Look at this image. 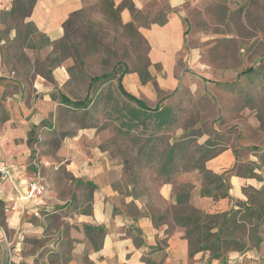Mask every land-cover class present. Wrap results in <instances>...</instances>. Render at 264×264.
Wrapping results in <instances>:
<instances>
[{
  "label": "crops",
  "instance_id": "1",
  "mask_svg": "<svg viewBox=\"0 0 264 264\" xmlns=\"http://www.w3.org/2000/svg\"><path fill=\"white\" fill-rule=\"evenodd\" d=\"M90 1L34 0L28 6L21 0H0V167L12 166V180L0 191V264H264V239L243 251L223 249L217 257L208 250L190 254L185 227L171 213L179 205L183 186L188 190L189 205L210 214L237 208L239 202L256 201L258 191L264 192V145L253 151L251 137L240 123L229 124L235 133L218 124L224 100L231 101L232 95L228 99L211 95L209 82L192 81L199 53L186 40L181 11L184 0H128L129 6L122 5L126 0H114L121 6L122 23L132 22L146 45V67L124 73V88L150 106H173L181 101L184 114L189 103H194L199 125L208 126L196 138L193 162H179L186 160L171 155L155 199L146 193L132 195L130 187L122 189L123 162L109 159L97 147L94 155H86L77 148L78 140L60 141V148L68 147V160L44 165L41 161L47 158L37 145L33 147L36 141L27 145L31 125L56 118L57 99L51 91L53 85L42 75L25 79V66H15L16 56H28L32 51L40 55L52 48L64 35V21ZM242 2L250 8L252 19L247 16L246 21L257 24L256 36L264 48V0ZM26 23L35 29L29 35H24ZM41 36L49 41L44 47ZM257 58L261 78L264 49ZM35 59L42 60L33 56ZM52 73L57 78L54 69ZM262 81L258 87L264 85ZM170 112L174 118L179 116L176 105ZM190 128L177 127L173 131L177 139L173 142L172 137L169 146L183 145L182 135ZM43 144V149L49 146L48 141ZM204 171L221 178L225 186L220 190L229 197L214 199L202 194V189L214 186ZM32 181L41 182L45 191L27 198Z\"/></svg>",
  "mask_w": 264,
  "mask_h": 264
},
{
  "label": "rangeland",
  "instance_id": "2",
  "mask_svg": "<svg viewBox=\"0 0 264 264\" xmlns=\"http://www.w3.org/2000/svg\"><path fill=\"white\" fill-rule=\"evenodd\" d=\"M122 5L130 4L126 0ZM115 6L114 0H91L73 26L78 28L81 36L69 35L62 41L58 40L40 55L32 51L33 54L28 56H16L18 62L15 66H25L22 72L25 79L42 75L53 85L51 91L57 99L56 118L50 116L42 119L38 126L31 125L27 134L31 142L26 143L31 145L32 140L36 141L33 147L37 145L47 158L41 162H66L70 152L67 146L60 148V141L70 138L78 140L77 148L81 147L86 155H94L96 151L93 148L97 147V151H103L109 159L127 162V165L124 163L126 172H123L122 189L129 190L130 187L132 195L146 193L155 199L157 188L164 179L160 169L166 162L171 138L173 142L177 139L173 131L177 127H191L182 135L183 145H172L174 152L171 155L173 158L178 154L186 160L179 162H193L198 148L196 138L208 126L207 123L199 125L194 103H189L191 107L184 114L182 105L185 104L181 101L175 104L179 116L173 117V122L163 128L153 123L151 113L147 115L148 121L145 119L147 123L144 121L136 125L134 120L129 123L134 105L119 90L118 78L125 68L128 71L144 70L147 64L146 45L133 24L127 26L122 23L120 6H117L118 9ZM249 10L242 0H184L181 5L187 43L199 53L192 81L200 84L209 82L211 95L225 98L232 95L231 101L224 100L225 107L220 109L222 117H219L218 124L222 130L235 133L229 124L240 123L251 137L254 151L264 145V85L257 86L262 84L264 77H258L261 73L256 66L258 54L264 48L260 47L262 40L256 36L257 24L253 20L246 21L247 16L252 19ZM84 34L90 38L81 39ZM43 43L40 39V45ZM33 56L42 60H33ZM252 65L254 71H244ZM103 73L108 75L88 91L90 77ZM226 89L232 92H225ZM199 103L204 107L203 101ZM169 105L164 104L170 111L173 110L175 105ZM205 106L211 115L214 114L211 106ZM47 141L49 146L41 148ZM84 145H89L92 151ZM184 190L186 186L181 187L179 192ZM240 222H245V225L235 226L232 235L245 245L252 246L257 235L264 239V225L254 219Z\"/></svg>",
  "mask_w": 264,
  "mask_h": 264
},
{
  "label": "trees",
  "instance_id": "3",
  "mask_svg": "<svg viewBox=\"0 0 264 264\" xmlns=\"http://www.w3.org/2000/svg\"><path fill=\"white\" fill-rule=\"evenodd\" d=\"M21 1L24 2V4H27L28 6L32 5L34 2V0H21ZM111 6L113 5L111 4ZM118 7L115 6L116 9H118ZM82 11L83 9L71 13L70 16L64 21L63 23L64 35L60 39V41L68 38L69 35L75 37L81 36L78 33V28H74L73 26L75 20L77 19V17H79V14ZM132 24H133L132 22L126 23L127 26H132ZM23 30H24V35L27 34L29 35V33L35 31L31 23H26L23 27ZM89 38L90 37L85 36V34L81 37V39H85V40ZM40 39L42 43L49 42L43 36H41ZM127 71L128 70L125 68L119 74L118 87L121 93L127 98V100L132 102L134 105L133 106L134 108H132L131 110L133 112V117L131 118V120H129V123L133 122L134 120L135 123H137L136 125H138L140 123H143L145 119H147L146 121H148L149 119V116H147L148 113H151V120L153 121V123H155L161 128L172 123L174 118L170 112V108L160 104L150 106L146 104L142 99L134 96L124 88V86L121 83V77ZM244 71L252 72L254 71V68L253 66H250ZM106 75L108 74L103 73L101 75L91 76L88 82V91L92 89L97 82L103 80V78ZM141 80L142 81L145 80V77L143 75L141 76ZM172 151H173L172 146H170L166 156L167 157L166 162L162 163L160 169L162 173L169 170L170 168L169 166H167V162H171ZM124 163L126 164L127 162ZM124 163H123L124 165L123 172L125 173L126 172L125 166L127 164L125 165ZM204 175L210 182L213 183L214 186L212 189L216 190L217 192L214 193L212 189L211 190L202 189L201 190L202 194L210 195L214 199L218 198L219 196L229 197L227 191H221L222 188L225 186V184L221 181V178L218 175H213L208 171H204ZM187 191H188L187 189L184 190L178 196L177 200L179 205L172 208L171 213L176 214L175 215L176 221L185 227V236L189 241L190 254H193L201 250H208L211 256L217 257L222 254L223 249L243 251L248 248V245H245L243 241L233 236L232 230L235 229L236 227H240V226L243 227L245 225V222H240V221H246V220L249 221L252 219L258 221L260 225H264V192L262 191V189L258 191V197L261 198L260 201L239 202L237 208H232L227 212L214 213V214L206 213L202 210L190 206L188 203ZM169 211L170 210H168V213ZM214 228H217V231L214 232L213 231ZM261 241L262 238H260V236L257 235L255 238V242L253 243L252 246L258 245Z\"/></svg>",
  "mask_w": 264,
  "mask_h": 264
},
{
  "label": "built area",
  "instance_id": "4",
  "mask_svg": "<svg viewBox=\"0 0 264 264\" xmlns=\"http://www.w3.org/2000/svg\"><path fill=\"white\" fill-rule=\"evenodd\" d=\"M43 164L49 165V162H43ZM11 180H12V166L11 165H4V166L0 167V191L6 190L8 184ZM44 191H45V187L41 182L32 181L28 184V188H27V192L25 194V197L30 198V197H34V196H41L44 193Z\"/></svg>",
  "mask_w": 264,
  "mask_h": 264
}]
</instances>
